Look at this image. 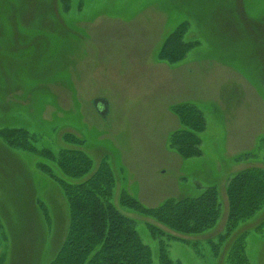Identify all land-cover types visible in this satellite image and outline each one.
Returning <instances> with one entry per match:
<instances>
[{"label":"rangeland","instance_id":"374dc122","mask_svg":"<svg viewBox=\"0 0 264 264\" xmlns=\"http://www.w3.org/2000/svg\"><path fill=\"white\" fill-rule=\"evenodd\" d=\"M187 25L184 60L159 58L166 38ZM96 100H106L100 116ZM198 107L202 154L171 147L182 129L174 110ZM34 138V151L0 137V264H48L68 225L61 187L39 168L43 153L80 140L93 170L103 159L116 179L111 202L131 218L159 264L160 239L179 264H228L213 251L225 231L228 179L264 169V0H0V131ZM79 146V145H78ZM247 154V155H245ZM88 178V177H87ZM86 179V178H85ZM218 188L211 230L182 235L120 205L123 192L149 208ZM251 264H264V208L241 223ZM166 238V237H164Z\"/></svg>","mask_w":264,"mask_h":264},{"label":"trees","instance_id":"16d2710c","mask_svg":"<svg viewBox=\"0 0 264 264\" xmlns=\"http://www.w3.org/2000/svg\"><path fill=\"white\" fill-rule=\"evenodd\" d=\"M187 32V25L178 26L166 38L159 58L169 63L184 60L194 47L185 41ZM174 112L183 127L172 134L170 147L183 159L199 157L201 134L206 129L203 113L194 105H181ZM0 137L12 147L35 150L34 138L24 130L3 129ZM65 143L74 148L58 154L46 151L43 155L49 164H39L41 171L61 187L68 205L65 237L48 264H153L151 249L142 241L135 222L111 202L116 179L110 164L103 159L91 174L93 161L81 149L83 142L67 135ZM226 196L225 231L213 243V251L218 255L226 245L228 264H251L246 252L247 234L234 233L241 223L253 219L264 208V169L253 167L233 175L228 179ZM120 205L182 235L204 234L215 227L221 216L216 186L208 187L198 197L168 199L155 208L144 206L125 191ZM148 228L161 242L159 264H179L165 252V240L172 237L161 227L151 224Z\"/></svg>","mask_w":264,"mask_h":264},{"label":"water","instance_id":"95a60500","mask_svg":"<svg viewBox=\"0 0 264 264\" xmlns=\"http://www.w3.org/2000/svg\"><path fill=\"white\" fill-rule=\"evenodd\" d=\"M94 105L97 107L100 116H102L104 119H106L108 113H109V108H108V103L106 100H96L94 102Z\"/></svg>","mask_w":264,"mask_h":264}]
</instances>
